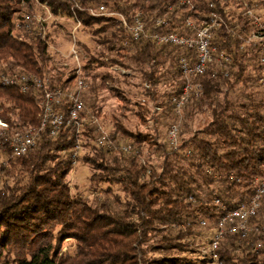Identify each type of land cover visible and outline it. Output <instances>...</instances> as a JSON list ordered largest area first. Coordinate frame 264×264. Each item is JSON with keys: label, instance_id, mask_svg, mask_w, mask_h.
<instances>
[{"label": "trees", "instance_id": "trees-1", "mask_svg": "<svg viewBox=\"0 0 264 264\" xmlns=\"http://www.w3.org/2000/svg\"><path fill=\"white\" fill-rule=\"evenodd\" d=\"M37 4L54 16L79 20L80 32L96 44L91 51L79 42L88 57L79 75L85 82L81 147L95 153L96 159L84 156L96 170L92 181L119 185L125 200L111 196L110 189L105 191L107 198L94 204L71 194L67 177L79 134L69 122L54 137L41 132L25 156L12 153L14 134L40 126L45 89H74L78 77L76 70L65 73L54 60L46 23L26 21L27 15L36 17ZM103 5L122 15L128 26L139 16L144 34L134 39L118 18L91 15ZM251 5L264 8L261 1ZM213 12L228 26L214 30V46L232 63H214L206 75L196 78L203 85L202 94L184 108L187 121L205 114L209 121L172 150L158 130L154 136L125 135L123 124L113 118L107 142L114 147L97 145L96 130L107 124L101 95L111 91L120 96L114 86L119 83L116 77L95 71L118 67L138 74L143 96L162 112L154 114L144 103H137L142 109L137 116L145 123L149 115L148 120L158 125L173 112L172 98L185 81L180 60L191 53L157 45L152 36L192 35L188 23L199 27ZM245 12L239 0H0V120L8 126L0 128V154L5 158L0 165V264H150L144 259V247L151 235H162V244L150 246L151 253H185V240L194 238V228L201 225L211 233L209 257L215 255L216 264H264V199L257 216L249 220L248 232L227 228L212 249L225 212L248 204L258 180L264 178L261 51L233 33L245 35L253 28ZM13 76L38 78L45 89L32 87L23 93L17 85L3 84V77ZM67 106L64 103L61 109ZM126 144L137 151L124 153L121 145ZM67 238L77 241L73 254L62 253L57 246ZM168 255L154 264H191L186 257Z\"/></svg>", "mask_w": 264, "mask_h": 264}, {"label": "built area", "instance_id": "built-area-1", "mask_svg": "<svg viewBox=\"0 0 264 264\" xmlns=\"http://www.w3.org/2000/svg\"><path fill=\"white\" fill-rule=\"evenodd\" d=\"M239 1L242 2L244 9L246 10L245 15L251 19L253 28L245 35L236 33L235 31L233 33L237 35L245 45L260 49L261 55L258 60V65L262 68L263 76L259 80V83L264 87V18L257 14L256 10L252 7L251 2H254L253 0ZM91 15L118 18L122 22L123 26L130 30L134 39H139L145 31V25L140 20L139 16H137L132 26H128L122 15L113 12L106 5L100 6L97 11H91ZM25 19L32 24L45 23L44 20L28 15ZM73 19L76 23V31L81 28L82 24L76 18ZM158 23L161 24V22ZM188 25L194 30L192 35L179 33H157L152 36L157 45L179 47L191 53L190 56H183L180 60L181 73L185 81L180 93L172 98L174 110L180 115H182L184 107L191 99H197L202 94L203 86L200 82L195 81L194 78L206 75L209 72L210 66L214 63H218L220 66H227L232 63L231 57L225 52L219 51L213 43L214 30L221 26L228 27L222 16L213 12L209 19L199 27L194 26L192 23H188ZM46 32V29L43 28V35L46 34ZM72 51V57L79 61L75 46L72 48ZM76 71L78 77L76 79L75 88L68 91H63L61 89L48 91L38 78L31 79L29 77L20 76L3 77L2 80L4 85H17L21 88L23 93H27L32 87H36L38 89L44 87L45 89L43 113L40 126L35 129H28L23 133L18 132L14 134L11 142V149L15 157L25 156L31 149H33L37 144L41 132L46 130L52 137H54L60 130L63 129L66 122H69L74 126L79 134V140L75 147L74 154V159L75 161L77 160L79 152L82 148L80 137L84 127V119H82L81 113L84 110V104L81 100V93L85 87V82L79 76L81 73V66H79V69ZM213 76H215V74H213ZM64 103H67L68 106L65 110H62L61 107ZM0 127L3 130L8 128L7 124L1 120ZM96 135L98 137L96 142L99 146L102 147L110 145V143L107 142L108 134L101 126L96 130ZM168 144L172 150L179 148L181 144L179 123H173L170 125L168 131ZM123 150L130 153L133 151V147L129 145L123 148ZM258 184V188L248 204H243L234 210L225 212L219 223L220 229L218 234L212 244L213 250L217 248V241L223 236L224 230L227 228L231 231L241 232H248L250 230L249 220L257 216L264 199V178L258 180ZM215 204L219 206L221 205L219 200H216ZM214 258H216L215 255Z\"/></svg>", "mask_w": 264, "mask_h": 264}, {"label": "rangeland", "instance_id": "rangeland-1", "mask_svg": "<svg viewBox=\"0 0 264 264\" xmlns=\"http://www.w3.org/2000/svg\"><path fill=\"white\" fill-rule=\"evenodd\" d=\"M253 1L255 3L257 1H261L264 4V0H253ZM35 8H36V17L41 20H44V22L47 25V31L51 35V41H52L50 48L51 53L54 57V60L58 63V66L61 68V70L64 71L65 73H68L79 69V66H81V70H82V68L86 65V62L88 61V57L84 48H82L79 45V42L84 43L86 46L89 47L91 51H95L96 44L92 41L91 36L87 33H83L82 31L80 32L81 30L80 28L75 31L76 23L74 19L69 16L63 14L60 16H54L47 7L41 6L39 4H37ZM254 9L256 10L257 14H259L264 18L263 6L261 5L255 6ZM74 46L76 52L78 53L79 61H77L76 58L72 57L73 55L72 48ZM112 69L113 70L100 68L97 71H95L102 75L111 72L119 82L116 83L114 86H117L118 88L117 94H119L120 97H116L111 91L104 92L101 95L102 103L100 105H102L103 112L106 114V123H107V124L105 123L106 125H104L105 127L104 129L108 135L111 126H113V118H116L121 124H123L125 130H122V133H124L125 135L128 134L130 136H138L140 134L142 135L147 134L150 136L151 135L154 136L155 130H158L161 139H164L165 141H168L169 127L173 123L174 124L179 123L180 125V140H181L189 137L190 134L202 128L205 125V123L209 121V116L206 114L195 117V120L193 121H187L185 118L186 117L185 113H187V111L183 109L182 115L177 114L174 110V105L172 104L171 101L173 112L170 115V118L167 119L163 118L161 119L158 125H155V123L152 120H148L149 119V115H148L147 119H145L146 122L144 123L143 120H141L137 116L138 112L142 110L140 106L136 105L137 103H144L145 105L148 106L150 111H153V113L155 112L154 114L161 113L162 108L160 109L157 108L156 106H154L155 105L154 103L150 102L148 99H145L146 97L143 96L140 87L141 81L138 74L126 70H121L118 67ZM162 89L164 90L165 88ZM186 122L188 123L185 128ZM119 134H120L119 136L123 135L120 132ZM125 135H123L122 137H124ZM80 140L82 146L84 142L83 138L80 137ZM119 141L122 142L125 140L121 139ZM95 143L98 145L97 142ZM109 143H111L110 146L114 147V144L112 142ZM129 145L131 144L121 145L123 146L122 150L123 148ZM114 150L117 151V149ZM134 151H137L135 147H133V151L130 153H133ZM85 155H89L96 159L95 153L91 150V148H87V149L83 147L81 148L79 152V158L77 157L78 160L74 162L73 169L69 174V176L67 177V182L70 186L71 194L73 196L82 197L83 199L87 200L89 203L94 204V202L97 199L99 200L100 198H103L102 200H104V198H107L105 191L110 189L112 190L111 196L121 200H125L126 194H124L122 188L119 185L92 181V174H95L96 170L93 168V166L90 163L86 162V160L84 159ZM4 160H5L4 156L0 154V165ZM97 174L99 175V172ZM109 198L111 197L109 196ZM205 227H206L205 225H201L194 228L196 236H194V238H192L190 241L185 240L184 242V246L186 245L185 253H183L181 250L179 251L160 250V252L151 253L153 249L150 248V246L157 248L153 245L162 244L159 241L162 239L161 238L162 235H154V234L151 235L149 237L150 241L148 242V245L144 247L145 249L144 259L148 260L150 264H154L155 259L161 258V256L164 255L169 256L168 254H170V255H176L178 257L179 256L186 257L189 260V262H191V264H216L214 262L215 259L213 258V256H211L212 258L209 257L211 253V247L208 245L207 240L210 239L211 233H209V231L205 229ZM152 236H156V237L154 238ZM57 246L61 248L62 253L73 254V252H75V250L77 249V241L74 238H67L63 242H60ZM164 247H165L164 245L160 246V248H164ZM187 249H190V251ZM193 251L195 252V254L191 253ZM200 258H205L207 262L206 263L201 262L200 260H198Z\"/></svg>", "mask_w": 264, "mask_h": 264}]
</instances>
